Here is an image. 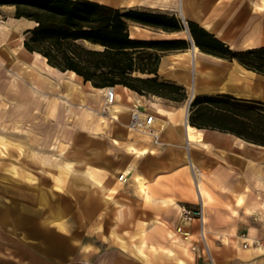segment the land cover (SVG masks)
Wrapping results in <instances>:
<instances>
[{
    "label": "crops",
    "instance_id": "0c3cea01",
    "mask_svg": "<svg viewBox=\"0 0 264 264\" xmlns=\"http://www.w3.org/2000/svg\"><path fill=\"white\" fill-rule=\"evenodd\" d=\"M118 1L107 4L115 7L126 6L122 0ZM134 6L164 9L174 13L180 11L179 0H140ZM181 14L187 22H197L231 47L253 48L264 45V0H187L186 14L184 11ZM17 20L18 25H26L27 29L32 27V20L26 17ZM181 32L168 33L185 38L179 35ZM189 40L192 42L191 38ZM200 60L203 68L219 69V66L211 65V60L206 56L201 55ZM163 61L160 70H163L165 76L179 80L178 82L186 87L194 81V65L190 55L182 59L185 62L177 67L170 64V61L165 68ZM242 69L230 73L229 80L225 81L226 87L218 91L240 95L245 80L250 81L254 91L264 86V80L255 76L254 72L247 70L248 73L244 74ZM196 78H199L202 84L206 83L203 74H198ZM129 107L132 111L134 105ZM123 114L121 112V115ZM130 118L131 112L127 114V121L122 122L128 129V135L124 136L125 150L128 151V142L135 143L140 148L151 149L147 155L130 153L124 162L125 172L135 165L136 172L147 180L150 198H146L139 190L131 172H128V179L122 181L124 184L119 186V198L124 199V204L133 206L137 221L135 229L139 231L141 240L139 256L132 254L131 235L126 234V226L122 227L121 235H116L112 232L115 226L109 219H101L100 200L95 196V237H89L75 229H52L45 223L42 224V233H37L36 229L29 225L25 229L26 237L22 236V239L17 241L22 250L0 258H15L20 264H34L37 258L48 264H133V258H139L138 264H148L144 259L147 257L148 246L159 247L177 233L194 235L195 241H198L202 229L201 222L198 219L185 220L181 216L182 206L197 207L200 204L196 186L198 180L210 194L204 205L207 217L205 223L211 234L213 232V235L219 234V237H235V240L229 243H221L219 238H215L216 241L219 240L217 247L221 248L217 250V264H264V255L257 252L259 247H254L255 250L249 246L245 247L241 233H238L254 228L253 217L264 215L260 206L261 196L264 197V146L232 132L196 126L203 132V137L191 147L190 140H186L179 127L165 126L166 118L162 119L158 115L155 127L159 131L160 141L155 142L153 137L143 138V134L138 130L132 132L128 127ZM113 131L108 129L107 134L96 133L95 138L107 137L114 142L117 139ZM107 148L108 151L112 149L110 145ZM107 167L114 170L119 164L95 161L96 169ZM116 183L113 182L114 185ZM128 200L131 203H126ZM49 231H54L55 234L51 235ZM233 232H237L236 235ZM256 236L258 237V234ZM196 244L194 258L190 263L207 264L206 255L197 251L200 244ZM171 250L174 251V248L171 247ZM162 257L159 255L154 258V263L165 264ZM167 262L169 261H166V264ZM170 264L179 262L171 260Z\"/></svg>",
    "mask_w": 264,
    "mask_h": 264
},
{
    "label": "rangeland",
    "instance_id": "374dc122",
    "mask_svg": "<svg viewBox=\"0 0 264 264\" xmlns=\"http://www.w3.org/2000/svg\"><path fill=\"white\" fill-rule=\"evenodd\" d=\"M106 1H108L109 3L119 2L118 0ZM137 7L157 11H167L164 9H155L145 6ZM15 13L16 7L14 5H0V24L15 26V39H17L19 42L18 46H25L24 40H21V36L25 35L27 26L21 24L18 25L19 21L17 20L18 17H16ZM176 13L185 22L181 12L177 11ZM34 25L35 22L32 20V27ZM134 25L135 24H131L130 30L131 33H134L136 37L148 39L175 37L171 36L168 32L156 30L149 27H143L144 29L137 30ZM179 35L187 38L188 40L190 38L187 27L185 30H182ZM232 48L234 50L249 49L241 47ZM170 53L172 52L163 53L160 67L163 59L168 58ZM197 55L198 58H200L201 55L208 57L211 60V65H214V67L217 65L219 66V69L215 70V68L211 67H199L197 75L203 74L206 83L202 84L199 81V78H196V83L198 86L196 95L223 93L219 92L218 90L222 87H226L225 81L229 80L230 73L236 72L235 70L237 69L241 70L243 68L242 70L244 74L248 73L247 70H251L252 72H254L253 74H255V76L259 77V79L261 80H264L263 73L248 68L237 58H224L214 54H204L201 51H198ZM178 59H171L170 64L177 67L179 64H183V62H185L180 59V61L178 62ZM160 67L159 75L162 79L176 81L165 76L163 70H160ZM66 75H69V72H67ZM81 82L91 92H96L99 91V88H104L96 87L91 82H85L83 78H81ZM193 82L190 83L187 87L189 92L188 100L182 103L173 102L155 94L146 95L153 101H161L165 104L178 106L182 109L184 107H187L190 96L193 92ZM93 86L96 88H94ZM242 87H245V89H241V94L243 96L241 94L240 96L238 94L230 92L229 93L244 98H249L245 97V95L247 94H256V96H251L249 99H256L264 102V86H261L258 91H254L250 84V81L245 80ZM136 93L140 94L137 91ZM105 97L106 95H103V97L101 98H95L88 102V105H90L94 109V111H89L87 108H81V106L78 105L77 111L73 114H66V116L62 118L63 120L60 123L58 122L57 117L50 114L43 118H37L35 120L37 122V125L36 127H33V129H31L32 133L35 135V140H33L31 149L38 155H40V157H42L45 162L40 163L36 160L34 161L30 159L27 156L20 155V150L18 149V147H16V149L12 147L13 149L17 150V153H8L6 154L5 159H1L3 155L2 153L4 152H1L0 149V256L14 255L22 250L21 246L18 247V244L20 243H18L17 241L19 239H22V236L26 237L27 231L25 229L28 228L29 225L33 227V229H36L35 232L37 233H42V224L45 223L49 227H52V229H55L56 227L62 228L64 230H67L68 228L75 229L76 231L85 233L89 237H95V196L99 197L100 200V209L102 210L101 219H109L108 221H110L112 225L115 226L113 227L112 232L116 235H121L122 227L126 226V234L128 236L131 235L132 254L133 256H139L141 240L139 231L135 229L137 228V225H135L137 221L135 220V214L133 213V206L124 204V199L119 198V186H122L124 184L122 181L126 180H121L117 176L121 174H115L113 168H95V161H99L102 163H116L119 164V167L124 169V162L127 160V157L130 153L129 151H126L124 147V136L126 135V133L128 135V129H126L124 125H122V121H127V114H123L122 116H120L121 121H114V119L110 117L111 112L108 109L105 108V110L102 111V107L105 103ZM104 119H106V121L102 122V120ZM100 122L102 123V125H104V127L101 129H99L98 126ZM20 128L22 129L20 132L24 135L26 131L29 130L28 124L21 125ZM108 129L111 132L113 130L114 133L116 132L115 136H117L116 139L118 140V142L114 141V143L113 140H109L107 137L95 138L96 133L107 134ZM134 131L136 130H133L132 132ZM0 134H2L1 131ZM10 139L17 142H20L21 140L20 138H18L19 140L17 138ZM108 145L112 147V149L109 151L107 150ZM69 162H73L74 164H68ZM14 165H16V167H14ZM71 165H75V167ZM15 170L19 171L20 174H15ZM83 171L84 173L90 172L89 175L87 174L91 178L90 180L86 178L84 173H81ZM29 174L32 175L34 179L30 180L28 178ZM76 176L77 178L79 177L81 179H77ZM114 181L117 182L116 185L113 184ZM89 182H91L92 184ZM78 183L80 184L78 185ZM87 183L89 184L86 185ZM100 183H104L112 188L114 187V189L117 188L116 192H111L114 193V199L117 201L112 200L109 203L106 202L105 193L102 191V188L99 185ZM78 187H80V189ZM43 192L46 193V195L44 196L47 199L43 197ZM126 203L131 202L128 200V202ZM60 215L62 218L60 217ZM252 222L253 226H255L254 228L238 233L239 235L241 233L240 236L243 238V244L245 247L249 246L250 248H252V250H255L254 247H259L257 249V252L260 255H264V215H258L256 217L254 216ZM233 233L236 235L237 232ZM49 234L52 235L55 234V232L49 231ZM256 234H258V237L256 236ZM211 237L213 256L217 262V250L221 249L220 247H217V245L219 244L218 241L220 240L221 243H229L233 242L235 240V237L234 235V238L226 235H224L223 237L220 235L219 237V234L213 235V232L211 234ZM170 238L174 241V236H171ZM215 238H219V240L216 241ZM171 240L167 241L165 244L159 247H147V257L144 259L147 260L148 264H155L153 260H155L154 258H157V256L159 255L163 256L162 258L165 264L166 261H169L167 263L170 264L171 260H174L176 262L178 261L179 264H191L190 262L192 261V258H194L193 251L195 248V243H197L196 245L200 244V246H198L197 248V251L202 254L204 253L205 242L202 239L201 235H199L198 241H193V245H191L189 248ZM171 247L174 248V256H172L170 253ZM207 256L208 255H206V257ZM138 263L139 258H133V264ZM0 264L20 263L19 261L15 260V258H0ZM34 264L48 263L37 258Z\"/></svg>",
    "mask_w": 264,
    "mask_h": 264
},
{
    "label": "trees",
    "instance_id": "16d2710c",
    "mask_svg": "<svg viewBox=\"0 0 264 264\" xmlns=\"http://www.w3.org/2000/svg\"><path fill=\"white\" fill-rule=\"evenodd\" d=\"M14 5L16 17L35 25L25 31V46L47 57L62 71L73 70L96 87L127 85L140 94H155L182 103L186 86L162 79L164 52L184 51L192 42L182 37L148 39L131 36V24L165 32L185 30L177 13L137 6L115 7L98 0H0ZM201 50L234 59L264 74V45L234 50L200 24L188 21ZM95 44V46H94ZM93 45V46H92ZM190 122L232 132L264 145V102L230 93L198 94L190 108Z\"/></svg>",
    "mask_w": 264,
    "mask_h": 264
},
{
    "label": "bare ground",
    "instance_id": "6f19581e",
    "mask_svg": "<svg viewBox=\"0 0 264 264\" xmlns=\"http://www.w3.org/2000/svg\"><path fill=\"white\" fill-rule=\"evenodd\" d=\"M100 1L104 3L108 2L106 0H100ZM139 1L140 0H123L122 3L128 7H132ZM186 3L187 0H179V10L180 12L184 11L185 14H186ZM135 28L137 30L144 29L142 25L140 26L138 24L135 25ZM15 34H16L15 26L0 24V131L2 132V134H0V149L1 152H4L2 153L3 155L1 159H5L6 154L8 153L10 154L17 153V150L15 149L16 147H18V149L20 150V155L27 156L30 159L34 161L36 160L41 163V162H45L44 159L31 149L33 140H35L34 139L35 135L31 131V129H33V127H36L37 125V122L35 120L37 118H43L48 114H50L57 117V120L60 123L62 122L63 120L62 118L65 117L66 114L75 113L78 109V105L81 106V108H87L89 111H94V109L90 105H88L89 104L88 102H90V100L92 99L101 98L103 97V95H106L108 88L107 87L99 88L98 89L99 91L91 92L81 82L82 77L78 75L75 71L69 70L63 72L58 68L54 67L53 65H51L47 61V57L43 56L41 53L31 52L24 45L18 46L19 42L17 39H15ZM131 36H135V34L132 33ZM24 38H25L24 35L21 36V40H25ZM198 51L201 50L197 45L195 46L194 52L192 51V49L190 50L187 49L181 52H172L170 53L169 57L165 58L163 61V66H165L166 68L168 63L171 61V59L179 58L182 60L190 55V58L192 59L194 65L193 69H194L195 79L192 84L193 86L192 90L195 94L198 91L196 76L199 71V67L202 65L201 60L200 58H198L197 55ZM67 72H69V75H66ZM114 88L117 91V103L115 105L109 106L105 104L106 103V97H105L104 98L105 103L102 107V111H104L106 108L112 113V116L114 117V121L116 122H118L117 120L121 121L120 118V116H122L121 112L126 115L129 112H131V108L129 106L135 105L137 107H143L144 109L154 113L155 116L158 115V117L160 116L162 118H166V121L164 122L165 126L179 127L182 130V134L184 135L186 140L187 141L190 140L191 147L193 146V143L196 142L198 139H202L203 132L201 130H198L195 125H193L190 121H188L187 109L189 106V102L187 104V107L181 109L178 106L165 104L161 101L159 102H157L156 100L153 101L146 94L138 95L136 91H134L132 88H130L127 85L117 84L114 86ZM243 88L245 89V87ZM105 121L106 119L102 120V122ZM26 124H28L29 130L26 131L24 135L23 133L20 132L22 130L20 126ZM98 126L99 129L104 127V125H102L101 122L99 123ZM140 133L143 134L142 136L143 138H152V136L146 131H140ZM8 137L14 139L20 138L21 140L20 142H17L11 140ZM115 141L118 142V140ZM12 147H14L15 149H13ZM127 150L133 155H147L149 152H151L150 151L151 149L140 148L135 143L132 142L131 143L128 142ZM70 163L74 164L73 162H69L68 164ZM71 166L75 167V165H71ZM14 167H16V165H14ZM14 172L15 174L19 173V171L17 170H15ZM122 172H124V169L121 167H117L116 169H114L115 174L117 173L121 174ZM127 172L133 173V177H135L139 190L146 196V198H150L151 193L149 191L147 180L141 177V175L136 172V166L135 165L131 166L130 168H128ZM81 173H84V171ZM89 173L86 172L84 174L86 178L90 180L91 178L88 176ZM117 176L120 178V175ZM28 178L30 180L34 179L33 176L30 174ZM77 179L80 180L81 178L78 177ZM196 181H197L196 186L198 189V195L200 199L204 200L203 202H206L207 199L210 198V194L205 189L201 181L198 180ZM89 183H87L86 185H88ZM79 184L80 183H78V185ZM99 185L101 186L102 191L105 193V200L107 203L111 202L112 200H115L113 196L114 193L111 192H116L117 188L114 189V187L112 188L104 183H100ZM78 188L80 189V187ZM44 195H46L45 192H43V197L46 198ZM140 202L139 204H141ZM260 206L262 207L261 209H263L264 211L263 196H261ZM205 219L207 223L206 216ZM200 235L205 242L204 253L206 255L213 254L211 231L207 227V224L204 225V229L200 230ZM193 241H195L194 235L186 236V235H182L181 233H177L174 235V242L179 243L180 245H184L188 248L191 245H193ZM62 250L64 249L62 248ZM170 253L171 255L175 254L173 250H170Z\"/></svg>",
    "mask_w": 264,
    "mask_h": 264
},
{
    "label": "built area",
    "instance_id": "2783aa9c",
    "mask_svg": "<svg viewBox=\"0 0 264 264\" xmlns=\"http://www.w3.org/2000/svg\"><path fill=\"white\" fill-rule=\"evenodd\" d=\"M106 92V104L109 106L115 105L117 103V91L114 86L107 87ZM111 118L114 119L112 113ZM156 116L154 113L144 109L143 107L134 106L131 111V118L128 122V127L131 130L146 131L154 139L155 142L160 141L159 131L155 127ZM128 172H122L120 175L121 180H127ZM181 216L185 220L198 219L201 222L202 229H204L205 219V205L202 199H200V204L197 207L193 206H182ZM207 264H217L213 254L207 256Z\"/></svg>",
    "mask_w": 264,
    "mask_h": 264
},
{
    "label": "water",
    "instance_id": "95a60500",
    "mask_svg": "<svg viewBox=\"0 0 264 264\" xmlns=\"http://www.w3.org/2000/svg\"><path fill=\"white\" fill-rule=\"evenodd\" d=\"M185 22H186V24H187V31H188V33H189V36H190L192 42H193V45H192L191 49H192V51L194 52V50H195V46H197V44L195 43V40H194V38H193V36H192V34H191V31H190V28H189V26H188V22H187L186 19H185ZM195 97H196V94H195L194 92H192V94H191V96H190V100H189V106H188V109H187V111H188V121H190V107H191V104H192V102H193V100H194Z\"/></svg>",
    "mask_w": 264,
    "mask_h": 264
}]
</instances>
